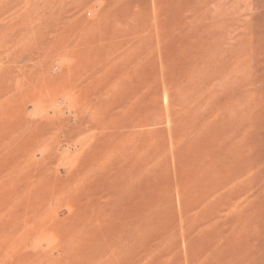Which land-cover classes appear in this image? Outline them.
Here are the masks:
<instances>
[{
    "label": "rangeland",
    "instance_id": "374dc122",
    "mask_svg": "<svg viewBox=\"0 0 264 264\" xmlns=\"http://www.w3.org/2000/svg\"><path fill=\"white\" fill-rule=\"evenodd\" d=\"M0 264H264V0H0Z\"/></svg>",
    "mask_w": 264,
    "mask_h": 264
},
{
    "label": "bare ground",
    "instance_id": "6f19581e",
    "mask_svg": "<svg viewBox=\"0 0 264 264\" xmlns=\"http://www.w3.org/2000/svg\"><path fill=\"white\" fill-rule=\"evenodd\" d=\"M86 11V10H85ZM19 21V20H18ZM12 22V21H11ZM73 22V21H72ZM75 39V38H74ZM3 40V39H2ZM68 40V39H67ZM73 41V40H72ZM72 41H71V43H72ZM72 46V45H71ZM74 46V45H73ZM74 48H75V46H74ZM64 49V48H63ZM69 49V48H68ZM69 52V51H68ZM67 52V53H68ZM244 54V53H243ZM169 90H171V89H169ZM164 95V94H163ZM175 109V108H174ZM132 127V126H131ZM135 127V126H134ZM132 129V128H131Z\"/></svg>",
    "mask_w": 264,
    "mask_h": 264
}]
</instances>
